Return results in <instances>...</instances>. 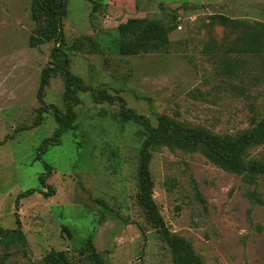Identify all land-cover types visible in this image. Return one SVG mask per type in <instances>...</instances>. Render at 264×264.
I'll use <instances>...</instances> for the list:
<instances>
[{
  "label": "rangeland",
  "instance_id": "374dc122",
  "mask_svg": "<svg viewBox=\"0 0 264 264\" xmlns=\"http://www.w3.org/2000/svg\"><path fill=\"white\" fill-rule=\"evenodd\" d=\"M47 2L0 0V264L53 249L70 264H176L168 239L191 264H264V140L241 172L177 141L264 118V0H66L54 28ZM131 18L159 29L121 33ZM162 116L167 141L147 129ZM144 151L164 229L139 197Z\"/></svg>",
  "mask_w": 264,
  "mask_h": 264
},
{
  "label": "trees",
  "instance_id": "16d2710c",
  "mask_svg": "<svg viewBox=\"0 0 264 264\" xmlns=\"http://www.w3.org/2000/svg\"><path fill=\"white\" fill-rule=\"evenodd\" d=\"M66 0H57L56 4L51 2H47L48 6L45 7V13L48 16L49 20L52 22V26L56 25V23L61 18V9L65 4ZM156 24L145 18H131L128 19L126 22L120 24L119 30L121 33L125 34L128 32L135 31L139 28H148L152 31H157L159 26L156 28ZM156 28V29H154ZM42 33V32H41ZM40 40V35L36 40ZM30 41L32 44L35 42V38L31 37ZM53 56H57L56 52H53ZM52 68L45 67L42 70V77L39 86L38 97L41 99L42 91L44 86L47 84V80L49 75L51 74ZM77 77H69V82L73 83V81L77 80ZM79 89H86L85 86L81 84H77ZM99 100L107 99L108 101L112 102L113 99L107 96L98 98ZM123 105V102L121 101ZM123 108V107H122ZM123 110V109H122ZM54 117L56 121L59 123V127L57 128L56 132L53 134L54 139L58 140L61 133L67 130L66 123L60 118V116L55 112ZM143 121L145 119L141 118ZM172 123L170 119L166 116H162L161 120L156 128H153L147 125V129L151 133L152 137L157 139L161 138L164 141L166 140L167 135V127ZM180 143L184 145H197L201 144L205 146L210 152L211 155L218 157L219 161L223 162L229 169L236 170V171H243L244 166L241 165V156L244 154L245 147L250 146L254 143L260 142L264 140V118L260 120L257 126L252 129L246 131L241 137H234L231 138L229 136H221L219 134L207 133L202 130H192L187 131L184 134H181L180 138L177 139ZM49 141V140H48ZM50 141H53L51 139ZM49 142H45V144H50ZM168 143V142H166ZM1 144V142H0ZM46 146V145H45ZM46 167V166H45ZM251 170V168H248ZM261 172H264V164L260 165L258 168ZM45 187L48 188L49 195L54 194L55 189L47 184H44ZM139 197L141 200L142 205L144 206L146 212L152 217L153 221L164 229V223L162 218L158 213L155 211V206L153 200L151 199V182L148 177L147 171V155L146 152H142V158L139 168ZM32 193L31 189H28L20 194L21 197L28 196ZM255 195V194H253ZM17 199L15 201V208L17 209ZM16 222L18 224V219L16 218ZM17 233V232H15ZM168 243L170 248L172 249L173 253L176 256V264H191L193 261L192 258L189 257L187 250L183 245L179 244L175 240L168 239ZM46 264H70V262L63 256L62 251L58 250H51L44 259ZM195 261V260H194ZM196 262V261H195ZM196 264V263H195Z\"/></svg>",
  "mask_w": 264,
  "mask_h": 264
}]
</instances>
